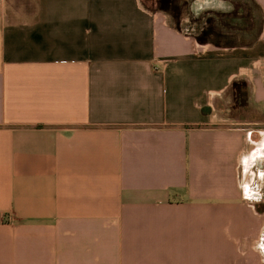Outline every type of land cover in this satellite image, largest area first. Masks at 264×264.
Returning a JSON list of instances; mask_svg holds the SVG:
<instances>
[{"label": "crops", "instance_id": "crops-1", "mask_svg": "<svg viewBox=\"0 0 264 264\" xmlns=\"http://www.w3.org/2000/svg\"><path fill=\"white\" fill-rule=\"evenodd\" d=\"M151 1L0 0V264H264V0Z\"/></svg>", "mask_w": 264, "mask_h": 264}, {"label": "trees", "instance_id": "trees-1", "mask_svg": "<svg viewBox=\"0 0 264 264\" xmlns=\"http://www.w3.org/2000/svg\"><path fill=\"white\" fill-rule=\"evenodd\" d=\"M157 10L163 11L169 14L172 19L173 25L179 29L180 23V9L185 3L180 2L179 0H155ZM259 13V11H257ZM260 15V14H259ZM216 20L208 19L204 23V28H200L198 34L192 36L194 37L195 41L200 45H205L208 43H212L215 45H222L225 47H230L234 44L229 41L230 39H236V34L224 33L223 31H237L241 29H233L231 28L232 22H234L237 17L234 12L229 14H214ZM221 19H226L227 22H223ZM217 20H221L220 22ZM261 24V20H260ZM261 25L259 27L258 34L260 33ZM225 39L224 42L221 40ZM229 39V40H228ZM229 93H231L234 101L235 108H243L246 106V85L244 82H234L231 84Z\"/></svg>", "mask_w": 264, "mask_h": 264}, {"label": "rangeland", "instance_id": "rangeland-1", "mask_svg": "<svg viewBox=\"0 0 264 264\" xmlns=\"http://www.w3.org/2000/svg\"><path fill=\"white\" fill-rule=\"evenodd\" d=\"M231 1L234 6V13L237 17V19L230 23L231 24V28L233 29H238V28H242V29H248L247 33H249L251 36H254L258 31H259V27H260V15L257 12V10L252 6L250 0H229ZM180 5L181 2L185 3V6L183 5L180 9V18L181 17H186V22H184L182 24V27L184 29H186L188 32H190L191 34H198V32L200 31V28H204V23L206 20L211 19V20H216V18L213 15H209V14H204L203 16H200L198 18L192 17L191 14L188 12V4H189V0H179ZM146 6L149 7L150 9H157V5L155 3V1H151L146 3ZM181 20V19H180ZM223 22H227L226 19H221ZM221 20H217V22L221 21ZM224 33H230V34H236L235 31H223ZM249 35V36H250ZM253 38V37H251ZM229 40V39H228ZM241 39H230L229 41H231L232 44H236L237 41H239ZM222 42L225 41V39L221 40ZM263 206L261 205L258 210L259 211H263Z\"/></svg>", "mask_w": 264, "mask_h": 264}]
</instances>
